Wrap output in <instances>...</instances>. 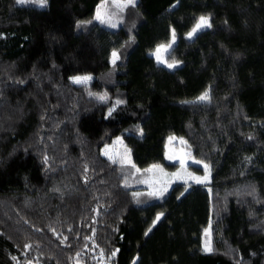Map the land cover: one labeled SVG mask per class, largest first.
Listing matches in <instances>:
<instances>
[{
	"label": "trees",
	"instance_id": "trees-1",
	"mask_svg": "<svg viewBox=\"0 0 264 264\" xmlns=\"http://www.w3.org/2000/svg\"><path fill=\"white\" fill-rule=\"evenodd\" d=\"M104 1L0 0V264H264V0H136L117 27ZM171 135L211 179L158 197L133 170L174 169Z\"/></svg>",
	"mask_w": 264,
	"mask_h": 264
},
{
	"label": "rangeland",
	"instance_id": "rangeland-1",
	"mask_svg": "<svg viewBox=\"0 0 264 264\" xmlns=\"http://www.w3.org/2000/svg\"><path fill=\"white\" fill-rule=\"evenodd\" d=\"M34 0H19L20 3ZM136 0H106L99 5L96 12V20L102 21L111 26L117 27L123 21L120 14ZM42 4V2H39ZM211 22L208 17H201L197 25L188 33L189 37H193L200 29L210 27ZM176 43V35L174 31L171 33L169 43L159 45L153 52L157 61L169 68L177 66L176 62H172L168 58V54ZM118 59V53L113 52L111 62L114 63ZM92 75H80L72 77L74 84H88L93 81ZM103 154L111 159L120 162L122 165H133L130 148L126 145L123 137H116L113 142L103 149ZM166 161L174 163V169H168L162 164H154L145 169L135 168L133 171L134 179H136L137 187L145 190L147 193L161 197L174 184L182 183L191 188L193 184H209L211 179L210 166L206 163L195 159L191 150L187 146L184 139L171 135L167 139ZM194 166H200L202 173L197 172ZM160 216H158L157 221ZM203 246L205 251L212 249V231L211 225L205 230L203 236ZM101 264H105L101 262Z\"/></svg>",
	"mask_w": 264,
	"mask_h": 264
}]
</instances>
